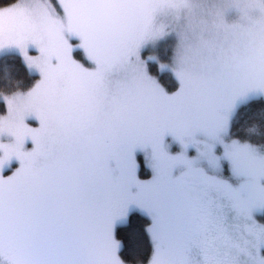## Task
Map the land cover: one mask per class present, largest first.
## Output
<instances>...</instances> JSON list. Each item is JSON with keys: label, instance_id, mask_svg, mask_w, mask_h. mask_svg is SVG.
Wrapping results in <instances>:
<instances>
[{"label": "snow or ice", "instance_id": "obj_1", "mask_svg": "<svg viewBox=\"0 0 264 264\" xmlns=\"http://www.w3.org/2000/svg\"><path fill=\"white\" fill-rule=\"evenodd\" d=\"M119 7L116 0L62 2L67 31L91 67L47 23V41L36 35L30 43L7 40L35 63L41 80L14 121L0 116V135L13 138L0 141V258L6 264H120L114 224L133 206L149 219V264H194L197 253L210 255L211 234L237 214L264 224L256 218L264 215V199L246 196L264 188V156L223 140L220 154L216 144L206 153L200 147L198 137L218 139L227 125L226 117H212L211 92L197 101L183 77L172 94L145 80L113 79L131 51L107 46L90 20ZM13 15L0 10V33ZM30 46L42 59L28 55ZM255 87L264 90V82ZM6 107L10 115L7 98ZM169 137L180 151L170 150ZM138 153L150 169L147 178ZM202 156L213 171L198 163ZM225 163L238 185L224 175ZM258 254L264 258V246Z\"/></svg>", "mask_w": 264, "mask_h": 264}, {"label": "rangeland", "instance_id": "obj_2", "mask_svg": "<svg viewBox=\"0 0 264 264\" xmlns=\"http://www.w3.org/2000/svg\"><path fill=\"white\" fill-rule=\"evenodd\" d=\"M62 2L66 3L67 0H15L0 6V10L11 9L14 13L0 33V78L3 79L0 81L8 80L7 83L11 84L0 90V116L6 117L8 121L17 118L23 101L41 80L35 63H30L20 47L8 43V39L27 37L25 42L30 43L31 36L36 35L47 41L49 31L45 24H50L61 29L59 34L71 43L77 60L91 67L86 53L80 47L79 39L67 31L68 21ZM116 2L120 5L119 8L90 20L107 46L118 51H131V55L119 64L113 79L145 80L172 94L180 88V77H183L191 84L197 101H204L211 92L214 120L222 121L224 117L227 119V125L219 133L218 139L198 137L205 153L209 144H216V153L220 154L222 146L219 140H223L229 145L236 142L240 146H249L258 156H264V143L253 144L248 141L250 137H257L251 135L255 131L250 127L239 136L237 134L240 132L235 129L231 132L237 118L236 109L248 100L264 99V90L255 87L264 82V46L257 43V37H261L256 35L257 29L248 32V37L254 36L252 39L234 30V25L224 17V11L229 7L221 0ZM263 38L264 36L262 40ZM137 51L139 55L136 54ZM7 55L21 61L27 73L28 70L31 71V83H25V78L15 63L7 65L3 62ZM28 55L33 60L42 59L34 46L28 48ZM248 65L252 67L246 69L247 73L244 74V68ZM6 98L11 101L10 115ZM28 122L35 126L34 120ZM246 126L250 125L247 123ZM0 141L12 143L13 138L5 131L0 135ZM168 142L173 153L180 151L179 145L170 137ZM188 155L196 156L195 150L190 149ZM138 159L141 160V178H147L151 175L150 169L143 162L142 154L138 153ZM198 163L210 171L214 170L208 164L207 156H202ZM224 167V175L238 185L240 181L228 174L226 163ZM261 185H264V181H261ZM246 196L255 200L264 199V188L257 186L251 193H246ZM134 211L144 214L133 206L114 224L113 234L118 241L117 255L120 264L132 263L125 262L120 256L121 242L116 229L119 225L126 224ZM256 218L264 222V215L256 214ZM210 239L214 244L210 255L197 253L194 264H223L224 259H228L227 264H264V258L258 254V248L264 246V224L253 223L243 214L233 217L222 230L215 231ZM0 264H6V261L0 258Z\"/></svg>", "mask_w": 264, "mask_h": 264}, {"label": "trees", "instance_id": "obj_3", "mask_svg": "<svg viewBox=\"0 0 264 264\" xmlns=\"http://www.w3.org/2000/svg\"><path fill=\"white\" fill-rule=\"evenodd\" d=\"M15 0H0V6L7 5ZM225 1V6L228 5V9H225V16L234 25V30H238L242 36L252 39L254 36H247L248 32L252 29H257L256 35L261 36L258 38V45L264 46V0H221ZM255 35V36H256ZM1 61V59H0ZM229 61V60H228ZM5 64L15 63L19 71L25 78V83H31V71L27 73L24 70V66L16 58H11L10 55L5 56ZM244 68V74L246 69ZM15 73V72H14ZM26 75V76H25ZM14 77V76H13ZM10 78V77H8ZM15 79V77L13 78ZM0 80H3L0 78ZM4 82V83H3ZM0 81L1 87L11 85L7 81ZM15 83H13L14 85ZM12 88H16L12 86ZM237 118L234 120V126H232L231 132L235 129L237 134H243L244 130L250 127L253 132L251 135H256L248 139L253 144L264 143V99H251L241 104L236 111ZM250 126H246V124ZM249 133V132H246ZM263 139V140H262ZM149 224V219L146 215L134 211L129 216V221L126 224L119 225L116 229V235L121 242L120 256L128 263L132 264H147L149 257L152 253V244L150 242L148 233L146 231Z\"/></svg>", "mask_w": 264, "mask_h": 264}, {"label": "flooded vegetation", "instance_id": "obj_4", "mask_svg": "<svg viewBox=\"0 0 264 264\" xmlns=\"http://www.w3.org/2000/svg\"><path fill=\"white\" fill-rule=\"evenodd\" d=\"M216 84H218V83H216ZM215 232H213L211 235H213ZM227 262H228V259H224V261H223V264H227ZM218 264H221V263H218Z\"/></svg>", "mask_w": 264, "mask_h": 264}]
</instances>
